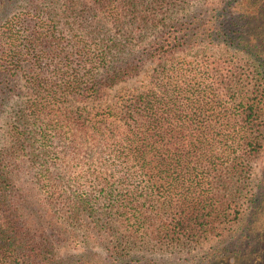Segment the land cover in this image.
<instances>
[{"label":"trees","instance_id":"obj_1","mask_svg":"<svg viewBox=\"0 0 264 264\" xmlns=\"http://www.w3.org/2000/svg\"><path fill=\"white\" fill-rule=\"evenodd\" d=\"M191 1L0 0V108L26 68L36 92L15 115L13 145L0 147V264H130L131 228L184 246L259 202L249 172L263 149L264 0H206L177 16ZM148 29L140 46L135 32ZM147 63L155 72L142 91L111 97ZM69 161L87 165L86 182L62 176ZM21 164L59 182L54 202L104 253L60 255L53 203L41 217L25 201ZM120 172L127 192L115 202L105 176ZM259 212L258 250L217 264H264Z\"/></svg>","mask_w":264,"mask_h":264},{"label":"rangeland","instance_id":"obj_2","mask_svg":"<svg viewBox=\"0 0 264 264\" xmlns=\"http://www.w3.org/2000/svg\"><path fill=\"white\" fill-rule=\"evenodd\" d=\"M219 0H208L209 3L218 2ZM206 0H192L191 5L186 10H180L177 14L179 17H187L190 14H198L202 9L208 5H205ZM28 4L26 1L19 2L16 6L10 10L9 16L18 14L19 11L24 9ZM4 18H0V26L3 24ZM156 30H144L136 31V36H142L143 41H139L140 46H147L153 40ZM214 51V50H213ZM212 51V52H213ZM191 53V52H188ZM196 53L195 51L191 54ZM176 57L179 56V54ZM175 58V57H174ZM24 72H20L14 81L16 86L15 94L10 96L5 104L0 108V147L10 148L13 145L14 131L13 121L16 113L21 106L32 102L35 99L36 92L32 89V73L30 69ZM154 66L147 63L139 76L130 80L125 85H120L116 89L112 90L111 97L123 93V91H129L137 88L142 91V87L149 81V76L154 74ZM15 79V78H14ZM14 86V87H15ZM124 87L123 89H121ZM72 106L79 105L72 102ZM263 127L262 136L263 149L250 161V187L251 194H257L259 202L257 204H246L242 208V215L240 220L232 223L222 222L215 223L217 229L214 232L204 233L198 241L189 242L184 246H180L174 243H168L166 241H160L155 238L150 230H137L136 227L126 231L128 242L131 248V255L135 256L134 261L130 264H217L218 259H226L230 262L231 257L241 255L243 253L250 252L254 254L258 250V239L253 235L252 228L258 222L259 210L264 206V114H263ZM73 156V155H72ZM69 166L64 170L62 176H68L72 174L82 175L81 178L86 182V175L84 171L87 169V165L80 163L79 161H69ZM38 168L34 169L28 164H21L15 170V180L18 187L22 188L23 197L25 201H28L33 209L38 210L39 215L45 216V212L50 208V202L52 201V209L55 216V223H58V230L56 232V246L60 255L77 256L88 252L92 253H104L105 251L96 243H92L84 232L83 223H72L65 219L67 216L63 214L64 204L62 198L54 202V195L60 196V186L57 180L50 184L41 175L43 173L37 172ZM82 172V174H81ZM114 179L109 178L108 174L105 176L110 183L113 184V201H120L122 195L127 192V184L120 183V173ZM56 178V177H55ZM123 181V180H122ZM126 183V181H123ZM129 188V186H128ZM224 197V192H222ZM53 197V198H52ZM224 199H226L224 197ZM105 202L101 200L100 204ZM262 202V203H261ZM261 203V204H260ZM27 214L31 215L30 210H27ZM262 217V216H261ZM122 221L126 222L127 226L134 225V221H126L124 214L120 216ZM143 229V227L141 228ZM250 231L253 233L251 234ZM253 249L252 251H250ZM241 263H245L247 258H241Z\"/></svg>","mask_w":264,"mask_h":264}]
</instances>
